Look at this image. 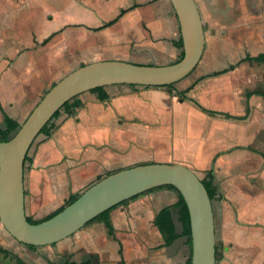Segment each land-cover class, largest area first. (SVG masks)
<instances>
[{
  "label": "crops",
  "instance_id": "obj_1",
  "mask_svg": "<svg viewBox=\"0 0 264 264\" xmlns=\"http://www.w3.org/2000/svg\"><path fill=\"white\" fill-rule=\"evenodd\" d=\"M77 1L96 17L65 21L38 34L32 24L37 8L28 0H0L8 9H15L13 17L19 21L23 13L25 23H18L17 28L34 30V38L23 42L27 46L24 52H19L13 33L6 51L14 57L9 64H0V103L17 121L11 107L14 101L25 105L27 91L34 95L44 91L82 63L122 59L166 64L181 51L174 44L179 25L169 0ZM195 2L205 44L192 74L177 80L174 87L106 84L103 90L108 96L102 100L96 92L84 90L76 95L81 103L72 113L59 111L49 131L36 135L23 161L27 216L35 219L54 213L71 193L121 167L149 161L179 162L200 178L208 172L212 175L216 194L211 205L220 253L215 264H264V61L244 58L246 53H264V0ZM121 9L111 24L91 28ZM71 28L78 29L74 38L64 37ZM4 29L12 30L9 26ZM229 64L234 66L221 71ZM175 89L184 90L186 97L177 95ZM191 98L214 112L202 109ZM136 100L147 105L151 118L135 108ZM137 118L161 128L157 140L144 134L142 127L136 128V135L145 136L135 138L131 126L137 125ZM124 142L133 149H122ZM176 200L177 193L168 187L140 192L109 210L113 234L103 221L93 219L72 237L55 241L56 248L69 261L86 260L87 264H187L189 248ZM165 205L174 229L167 241L155 224L157 212ZM7 241L8 245L0 246L16 252L27 264H43L29 250L37 245L29 246L14 237ZM11 261L17 264L0 252V264H13Z\"/></svg>",
  "mask_w": 264,
  "mask_h": 264
},
{
  "label": "water",
  "instance_id": "obj_2",
  "mask_svg": "<svg viewBox=\"0 0 264 264\" xmlns=\"http://www.w3.org/2000/svg\"><path fill=\"white\" fill-rule=\"evenodd\" d=\"M177 16L182 56L166 64L98 59L82 63L55 80L41 95L15 132L0 140V222L18 241L48 244L82 227L110 206L152 187L171 183L186 203L191 236L190 264H215L211 199L197 173L179 162L149 161L108 172L79 195L39 221L24 208L23 159L41 128L65 101L78 93L110 83L165 85L187 75L205 44L203 23L195 0H169Z\"/></svg>",
  "mask_w": 264,
  "mask_h": 264
},
{
  "label": "rangeland",
  "instance_id": "obj_3",
  "mask_svg": "<svg viewBox=\"0 0 264 264\" xmlns=\"http://www.w3.org/2000/svg\"><path fill=\"white\" fill-rule=\"evenodd\" d=\"M14 2V0H10ZM36 9L37 13L34 14V20L32 21L33 28L36 29L38 34H41V32L51 29L54 26L56 27L59 25V23L65 22V21H72L73 19H76L77 21H91L93 18L96 17L95 13L89 12L84 8H81L79 4H77V0H28ZM36 1V2H35ZM58 2V3H56ZM1 3V2H0ZM9 5V4H8ZM0 64H9L12 60V55H8L9 53L6 51V48L9 47L8 43L12 42V36L13 33L17 35V42L16 46H19L20 49L19 52L25 51L27 49V46H25L24 43H27L29 41V38H34V30L29 29L28 27L26 29L21 30L23 28H17L18 23H25L23 20V13L21 14V21L18 20L17 17H13L15 10L14 8L8 9V7L5 4H0ZM18 10V9H17ZM13 11V12H12ZM52 18V20L50 19ZM55 20V22H54ZM16 22V23H14ZM4 26H9L10 29H4ZM8 28V27H7ZM77 28H71L65 32L64 37H71L74 38V33L77 32ZM72 40V39H71ZM22 41V42H21ZM24 42V43H23ZM44 45H46L44 43ZM43 45V46H44ZM50 50V49H49ZM52 52L48 54V58L51 59ZM177 58V57H176ZM98 60V59H96ZM49 61V60H48ZM198 63V62H197ZM4 65V66H5ZM1 66V65H0ZM196 69V65L194 68L188 73L192 74V72ZM176 84H178V81L172 82V86L174 87ZM143 85V84H142ZM163 86V85H162ZM46 90V89H45ZM44 90V91H45ZM178 89H175V91ZM44 91L41 89L39 92H37L35 95L27 91L25 99H26V107L24 103H20L18 105V102H13L11 104L12 111L14 116H16L19 119V123L24 120V118L27 116L31 108L34 106L36 101L41 97V95L44 93ZM94 93L97 91H93ZM186 97V95H185ZM190 98V97H189ZM131 100V97L130 99ZM195 103L194 99L191 98ZM197 104V103H196ZM139 107L142 109V115H147L148 118H151V116H148L149 109H147V105H145L142 101L135 102V108ZM52 121V120H51ZM133 121V120H132ZM135 124L132 125L131 129H133L135 133V138L143 139L144 134H150L154 136V138L157 140V135L162 134L161 128H158L154 126L150 121H140L138 118L135 120ZM140 124V125H138ZM140 127H142V132L144 131L146 133L144 134H137L136 128L141 130ZM5 124L2 120V113L0 112V129H4ZM15 132V130L10 131V136ZM146 140V139H144ZM135 141H137L135 139ZM138 142V141H137ZM144 143V142H141ZM120 144H118L119 146ZM131 145V144H130ZM147 145V143L145 144ZM122 149H127L126 151H130L133 148L128 147V145L124 142ZM135 149V147H134ZM119 151V150H118ZM163 153V152H162ZM162 153L159 155L162 156ZM140 163V162H139ZM52 214V213H51ZM46 217V216H45ZM45 217L41 218H32L31 216H28L30 220H37V219H43ZM74 235V232L70 234V237ZM13 237L1 224L0 222V245H8L7 238ZM15 238V237H14ZM16 239V238H15ZM216 239V237H215ZM217 240V239H216ZM3 245V246H4ZM56 242H53L52 244H38L37 248L35 249H29L34 250L36 252L37 256L40 257L41 260H43V264H49L48 260H56L55 262H62L64 260H68L70 257L67 254H62L61 252H58L57 250ZM41 249V250H38ZM94 260L97 261V256L94 255ZM10 262L9 259H7V263ZM13 264H15L13 261H11Z\"/></svg>",
  "mask_w": 264,
  "mask_h": 264
},
{
  "label": "trees",
  "instance_id": "obj_4",
  "mask_svg": "<svg viewBox=\"0 0 264 264\" xmlns=\"http://www.w3.org/2000/svg\"><path fill=\"white\" fill-rule=\"evenodd\" d=\"M124 9H121L120 12L115 15L114 17L104 21L102 24L98 25V26H94L91 27L92 29H99L103 26L109 25L112 22H114L116 20V18L119 16V14H121V12H123ZM52 34H49L46 38H44L43 42H45L46 40H48V38L51 36ZM174 44L178 47H182V40L180 35L178 36V38L176 40H174ZM183 54V51L181 49L177 59H179ZM244 58H248V59H256L258 61H264V53H259L257 55H248L246 53V55L244 56ZM176 59V60H177ZM234 65L233 64H229L227 67L221 69V71L227 70L229 68H232ZM134 84V83H131ZM166 87H172V83L169 84H165ZM90 90L92 91H97V95L99 99H105L108 94L103 90V86L99 85V86H95L90 88ZM175 93L177 95H180L182 97H184V90H176ZM249 94V93H247ZM264 94V93H263ZM81 103V101L75 96L71 97L70 99H68L67 101L64 102V104L55 111V113L53 114V116L51 117V119L41 128V132H48L49 128L52 126V119L54 117L57 116V114L59 113V111L61 110H65L68 113H72L74 108L76 106H79ZM197 103V102H196ZM198 104V103H197ZM202 109L209 111V112H214V110L211 109H207L205 107H203L202 105L198 104ZM0 111L2 113V120L3 123L5 124V128L4 129H0V140H5L8 137H10V131L11 130H16L18 128V126L20 125L19 121H17L15 118L11 117L10 115H8L6 113V111L3 109V107L1 106L0 103ZM227 115H229L228 113H226ZM25 159V156H24ZM23 159V161H24ZM98 178H100L98 176ZM201 181L203 182V184L206 187V190L208 192V195L210 197V199H212L214 197V195L216 194V187L215 184L213 183V178L210 172L206 173V176L201 178ZM159 187H168L173 189L176 193H177V200L175 201V204L178 206V212H179V219L181 221L182 224V234H184L186 236V241L188 244V248H189V254H188V258H187V264H190V251H191V236H190V224H189V214H188V209L186 206V203L184 201V198L182 196V194L180 193V191L177 189L176 186H174L171 183H167V184H162V185H158L155 187H152L150 189L144 190V191H148L154 188H159ZM80 192H74L71 193L64 201L63 205L67 204L68 202L74 200ZM137 194L123 199L122 201L110 206L109 208L101 211L100 213H98L97 215H95L93 218L89 219L86 223H88L89 221L93 220V219H97V220H101L105 223L106 227H107V231L110 234H113V226L111 224L110 221V217H109V210L116 206L119 203H123L126 202L127 200H129L130 198L136 196ZM61 206V207H62ZM51 215V214H50ZM47 215L46 217L50 216ZM45 217V218H46ZM28 218V216H27ZM44 219V218H43ZM41 219H37V220H31V221H39ZM85 223V224H86ZM155 224L157 225L158 229L160 230V232L163 234L165 240H169L174 236V229H173V225L170 219V215H169V211H168V205L163 206L156 214L155 216ZM29 246H34V244H28ZM121 251V250H120ZM0 252H2L5 255H9L11 258H13L15 260V262L17 264H27L26 261L23 260L22 257H20L16 252L5 248L3 246H0ZM220 253L217 250V245L215 243V259H217L219 257ZM50 264H87L86 260H81L79 262L76 261H69V260H64L62 262H55V261H51L48 260Z\"/></svg>",
  "mask_w": 264,
  "mask_h": 264
}]
</instances>
